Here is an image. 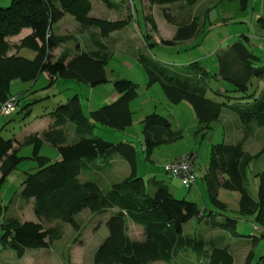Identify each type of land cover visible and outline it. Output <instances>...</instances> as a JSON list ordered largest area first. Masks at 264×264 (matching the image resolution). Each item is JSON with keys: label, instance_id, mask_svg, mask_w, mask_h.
<instances>
[{"label": "trees", "instance_id": "obj_1", "mask_svg": "<svg viewBox=\"0 0 264 264\" xmlns=\"http://www.w3.org/2000/svg\"><path fill=\"white\" fill-rule=\"evenodd\" d=\"M104 1L108 7H113V2ZM178 1L181 0H148V6ZM194 1L185 0L189 4ZM237 1L242 9L246 8L248 0ZM90 10V0H11L8 6H0V105L10 97L13 79L32 83L42 72L50 78L73 79L90 86L108 81L106 64L110 51L99 38H94L95 50H79L71 57L66 50L56 58L52 54L54 49L73 38L53 32V25L64 14L71 15L81 26L98 30L99 37H107L128 23L127 20L111 21L90 16ZM163 13L170 20L166 8H163ZM144 19L153 31L157 30L150 11ZM257 24L264 30V14L257 18ZM23 28H30L31 33L21 40L19 47L27 46L35 50L33 59L18 55L17 51L9 54L12 46L6 38L17 35ZM196 32H200L198 26L190 22L179 26L172 39H162L160 44L173 45L192 38ZM142 34L148 46L156 44L149 42V34ZM138 60L147 73L148 85L158 82L171 103L187 101L191 105L198 121L195 133L200 138L211 130L212 123L219 120L224 109L237 114L245 135L252 131L253 125L258 128L264 126V91L258 96L248 93L251 78L264 77V66L259 65V57L247 48L245 42H235L220 54L215 72L208 71L198 61L173 68L144 53L138 54ZM212 79L223 80L232 87H223L222 90L212 88L209 86ZM113 87L117 98L90 111L88 116L82 112L79 98L74 94L48 112L53 120L41 134H28L22 141L0 134V188L22 160L18 154L20 146L31 144V158L36 162V169L26 172L20 195L26 201L32 199L33 212L37 217H44L45 220L58 218L78 228L74 218L82 209L89 208L96 213L117 208L116 213L106 221L108 236L96 249L92 264L172 263L184 250L196 256V264L202 259L205 264H233L234 257L227 248L217 247L211 240L207 243L203 238L185 237L183 226L197 219L203 220L210 230L234 232L236 218L225 215L227 205L217 196L218 189L222 187L238 192L240 215L254 216L255 220L264 222V170L255 175L258 177L257 199L250 195L245 175L249 163L264 152V146L254 154L245 152L242 142H219L210 146L203 174L209 208H200L192 200L176 198L162 180L153 179V190L148 192L141 177L136 175L134 145L124 141L114 143L94 134L96 124L123 130L132 123L129 102L137 96L138 84L130 79L118 78L113 81ZM68 124L74 126L76 134L70 142L66 132ZM142 133L146 158L157 146L174 142L182 136L180 131L172 129L166 117L154 112L143 118ZM44 141L56 147L60 159L52 160L39 153ZM115 155L129 164L130 173L125 179L113 183L107 190L94 180H78L83 169L98 168V165L91 166L90 162L100 158L102 164L107 165ZM126 218L142 227V241L129 238ZM0 227L1 247L14 251L18 259L28 249L49 248L51 242L60 237L54 228L45 230L41 221L6 217ZM262 238L261 234L253 236L252 241ZM252 259L253 252L250 251L244 264H253ZM259 260L257 264H264L263 256Z\"/></svg>", "mask_w": 264, "mask_h": 264}, {"label": "rangeland", "instance_id": "obj_2", "mask_svg": "<svg viewBox=\"0 0 264 264\" xmlns=\"http://www.w3.org/2000/svg\"><path fill=\"white\" fill-rule=\"evenodd\" d=\"M10 1L0 0V6H8ZM109 1L113 2V7H108L104 0H90L89 15L111 21L127 20L128 23L123 28L111 32L107 37H99L98 30L81 26L69 14H64L65 17L55 23L52 28L55 32H60V35L73 37L66 42L72 50L76 44L79 48L84 45V48L88 49L94 38H99L110 51L106 64L108 81L90 86L73 79L58 77L56 82L50 84L47 75L41 73L32 83L23 82L21 86L13 83L10 88V97H15L17 100L15 110L8 116L0 114V134L5 138L22 141L27 134L44 129V121H40L41 118L48 116V112L58 103L65 102L74 94L79 96L83 111L87 114L90 110H96L104 105L103 103L112 102L113 98H110L109 94L115 90L113 87L115 79H130L138 84V94L129 102L133 118L131 125L123 130L96 125L94 134L115 143L128 141L134 145L136 175L141 177L148 192L153 190V179L162 180L172 189V194L176 198L192 200L200 208L204 206L209 208L202 175L207 168L210 145L219 142H242L243 150L254 154L264 146V126L258 128L253 125L252 131L245 135L237 114L224 109L219 120L212 123L209 135L200 138V135L195 133L198 121L191 105L187 101L171 103L158 82L148 85L147 73L138 60V54H147L173 68H180L190 62L198 61L208 71L215 72L219 65V55L235 42L241 41L245 42L247 48L259 57V65L264 66V30L257 24V18L264 14V0H248L246 8L243 9L237 0H195L193 4L181 0L164 5L153 4L151 7L148 6V0ZM163 8L167 9L170 20L165 18ZM149 11L155 17L156 31L145 23L144 15ZM190 22H195L200 30L195 36L173 45L160 44L162 39H172L179 26L188 25ZM142 32L149 34V42L154 41L156 44L148 46ZM7 40L10 43L13 42L10 38ZM17 54L33 59L36 51L27 46H20L17 48ZM233 68L238 69V67ZM237 69L234 70L237 71ZM209 86L221 90L223 87H232L220 79H212ZM263 91L264 77H252L248 84V93L258 96ZM27 103L29 104L25 106ZM151 111L166 117L171 122L172 129L180 131L182 136L174 142L157 146L149 158H146L143 151L145 141L142 120L146 113ZM69 126L73 128L72 124ZM68 136L69 142L76 137L71 129ZM190 151L197 152L194 165L196 183L187 187L182 185L178 178L166 173L164 165L172 159L171 156L180 153L183 155ZM31 153V144L20 146L18 154L22 160L16 169L9 173L0 188V224L6 217H17L20 221H41L45 230L54 228L60 237L52 241L49 248L26 250L20 259L11 249L0 247V264H92L96 249L108 236L106 221L116 213L117 208L113 207L96 213L91 212L89 208L82 209L74 218L78 228L58 218L45 220L44 217H37L33 212L32 199L26 201L20 195L21 183L26 172L36 169V162L31 158ZM39 153L52 160H55L58 155L57 149L46 141L42 143ZM101 161L102 159L98 158L90 164L91 166L94 163L102 164ZM120 162L122 166L115 165L110 170L93 167L83 169L77 178L81 182L94 180L103 190H107L113 183L127 177L129 164L127 165L123 160ZM125 168H127L126 172ZM263 170L264 152L249 163L245 172L246 187L254 199H257L258 185V177L255 175ZM217 196L227 205L225 215L236 218L235 231H212L203 220L192 219L184 224L183 235L192 239L203 238L207 243L210 240L217 242L220 244L219 247L227 248L233 255V264H244L247 254L252 251L253 264H257L260 261L259 258L264 256V239L258 240L255 245H252L251 240L253 236H260V231L264 230V222L255 220L254 216L239 214L238 192L222 187L217 192ZM125 224L127 235L132 241L144 239L140 225L128 218ZM206 250L209 251L207 245ZM195 262H198L196 256L191 251L184 250L179 252L172 263L151 264H196ZM205 263L204 259L199 261V264Z\"/></svg>", "mask_w": 264, "mask_h": 264}, {"label": "crops", "instance_id": "obj_3", "mask_svg": "<svg viewBox=\"0 0 264 264\" xmlns=\"http://www.w3.org/2000/svg\"><path fill=\"white\" fill-rule=\"evenodd\" d=\"M164 7V6H163ZM145 14H147V13H145ZM152 14V13H151ZM66 15V14H65ZM65 15H63V17L61 18V19H63L64 17H65ZM153 15V14H152ZM153 18H154V20H155V17L153 16ZM60 19V20H61ZM74 19V18H73ZM59 20V21H60ZM75 20V19H74ZM76 21V20H75ZM58 22V21H57ZM56 22V23H57ZM71 22H72V20H71ZM77 22V21H76ZM155 22H156V20H155ZM74 23V22H73ZM78 23V22H77ZM79 24V23H78ZM157 24V23H156ZM76 25V24H75ZM53 32L54 33H56V34H60V32L59 33H57V32H55L54 30H53ZM31 33V29L30 28H23L17 35H14V36H10V37H7V38H10V39H12L13 40V42H9L8 40V42L10 43V45L12 46V49L9 51V54H12V53H15L16 51H17V48L19 47V44H20V42H21V40L24 38V37H26L27 35H29ZM6 38V39H7ZM77 43V42H76ZM92 46V47H91ZM91 48L90 47H88V49H86V48H84V45H82L80 48L82 49V50H84V51H90V50H95L96 49V43L95 42H91ZM80 48L77 46V44H76V46H75V48H74V50H72L66 43L65 44H63V45H61V46H59V47H57L56 49H54L53 51H52V54H53V56L56 58V57H58L60 54H62L65 50L66 51H68L69 52V54H70V57L71 56H73L78 50H80ZM42 73H45L46 75H47V77L49 78V80H50V84H53L54 82H56V80L58 79V77H53V78H50V76L46 73V72H42ZM41 74V73H40ZM60 78V77H59ZM108 79V78H107ZM19 81V82H18ZM13 83H16V85H20L21 86V84L23 83L22 81H20L19 79H13L12 81H11V83H10V87L12 86V84ZM19 83V84H18ZM31 83V82H30ZM25 90V89H24ZM93 91V90H92ZM77 95V94H76ZM109 96H110V98H113V100L112 101H114L116 98H117V96H118V94H117V92H116V90H113L112 92H110V94H109ZM77 97L79 98V96L77 95ZM79 101H80V98H79ZM103 101V100H102ZM111 103V102H110ZM80 104H81V109H82V112L84 113V111H83V108H82V103H81V101H80ZM103 104H105V103H103ZM90 111H92V110H90ZM89 111V112H90ZM88 112V113H89ZM153 111H151V112H149V113H146V115L147 114H150V113H152ZM88 113L86 114V113H84L85 115H87L88 116ZM145 115V116H146ZM47 119V120H46ZM52 117L50 116V115H48V116H44V118H41V120L40 121H44L43 123H44V129H39V130H35L34 132H32V133H37V134H41L43 131H45V130H47L50 126H51V123H52ZM132 120H133V118H132ZM242 124V123H241ZM70 124H68L67 126H66V132H67V135H68V132H69V130L71 129V131L73 130L74 131V126H73V128H70V126H69ZM96 125H99V124H96ZM96 125H95V127H96ZM102 126V125H101ZM105 127V126H104ZM70 128V129H69ZM32 133H29V134H32ZM73 134V133H72ZM74 134H75V132H74ZM207 134L209 135V131L207 132ZM207 134L205 135V136H207ZM28 135V134H27ZM197 135H199V134H197ZM75 136H76V134H75ZM98 136H100V137H102L101 135H98ZM76 138V137H75ZM104 138V137H103ZM68 140H69V136H68ZM74 140V139H73ZM107 140V139H106ZM109 141V140H108ZM112 142V141H111ZM119 142H121V141H119ZM128 142V141H127ZM115 143V142H114ZM117 143V142H116ZM225 143H227V142H225ZM231 143V142H230ZM214 144V143H213ZM212 145V144H211ZM210 145V146H211ZM56 148V147H55ZM193 152H196V151H193ZM197 153V152H196ZM181 154L182 153H180L179 155H174V156H171V158L173 159V158H176V157H179V156H181ZM116 156H118V155H115V156H113L112 158H111V160H110V163L109 164H107V165H105V164H97V163H94L93 165L94 166H96V165H98V168H94V169H104V170H110V169H113L114 168V166L115 165H118V166H120L121 165V162L120 161H125V163H127V161L126 160H124L123 158H121L120 156H118V157H116ZM56 159H60V157H59V154L57 155V157H56ZM102 163V162H101ZM127 165H128V163H127ZM122 166V165H121ZM126 169L127 168H125V172H126ZM128 172H127V176L129 175V173H130V167H129V165H128V170H127ZM204 174H205V172H204ZM195 183H196V179H195ZM194 183V184H195ZM202 183H203V185H204V190H205V192L207 193V191H206V184H205V180L203 179V175H202ZM168 188H169V190H170V192L172 193V189L168 186ZM219 189H221V188H219ZM219 189H218V191H219ZM239 195V194H238ZM238 200H239V196H238V199H237V205H238ZM212 231H217V230H212ZM131 239V238H130ZM252 240H253V238H252ZM251 240V242H252V245H255L258 241H252ZM142 241V240H141ZM214 245L215 246H217V247H219L218 245H220V244H217V242H214ZM209 252V251H208ZM262 257V256H261ZM264 257V256H263Z\"/></svg>", "mask_w": 264, "mask_h": 264}, {"label": "built area", "instance_id": "obj_4", "mask_svg": "<svg viewBox=\"0 0 264 264\" xmlns=\"http://www.w3.org/2000/svg\"><path fill=\"white\" fill-rule=\"evenodd\" d=\"M15 104V97L8 98L3 103H1L0 114L3 116L10 115L15 108ZM195 160L196 153L187 152L177 158L171 159L164 165V169L170 176L179 178L182 185L189 187L195 182ZM260 234L264 237V230H261Z\"/></svg>", "mask_w": 264, "mask_h": 264}]
</instances>
